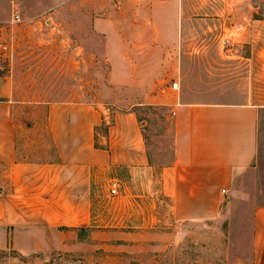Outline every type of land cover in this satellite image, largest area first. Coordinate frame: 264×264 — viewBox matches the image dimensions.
Masks as SVG:
<instances>
[{
  "label": "crops",
  "instance_id": "crops-1",
  "mask_svg": "<svg viewBox=\"0 0 264 264\" xmlns=\"http://www.w3.org/2000/svg\"><path fill=\"white\" fill-rule=\"evenodd\" d=\"M16 1L0 0L1 244L8 235L14 246L46 244L53 231L66 237L65 228L87 225L93 183L106 171L144 186L156 171L161 203L179 222L217 219L251 195L239 182L264 155V44L250 40L242 75L221 81L218 89L190 92L177 77L185 47L179 0H141L147 9L140 16L145 60L135 69L148 73L140 81L130 73L127 82H137L147 95L127 109L98 100H53L21 91L3 39L15 24ZM146 106L164 108L171 122L169 161L151 162ZM249 239L245 264H264V204L252 209Z\"/></svg>",
  "mask_w": 264,
  "mask_h": 264
},
{
  "label": "rangeland",
  "instance_id": "rangeland-1",
  "mask_svg": "<svg viewBox=\"0 0 264 264\" xmlns=\"http://www.w3.org/2000/svg\"><path fill=\"white\" fill-rule=\"evenodd\" d=\"M16 3L21 20L8 27L3 39L13 52L23 93L53 100H98L118 109L135 106L146 94L137 82H127L130 73L139 81L148 73L143 67L135 69L145 60L141 39L146 31L140 16L147 9L141 0ZM178 11L185 47L177 77L179 87L190 92L218 89L221 81L242 75L250 40L264 44V0H179ZM150 56L156 60L159 53ZM144 112L152 121L151 162L171 160L172 129L166 111L146 106ZM113 177L122 183L117 195L110 193ZM124 177L120 171L101 174L92 187V219L65 228L66 237L53 231L46 244L14 246L8 235L7 244L0 243V264L250 262L251 213L264 204V155L239 182L251 195L206 222L174 219L169 205L161 203L156 171L149 173L146 186Z\"/></svg>",
  "mask_w": 264,
  "mask_h": 264
},
{
  "label": "built area",
  "instance_id": "built-area-1",
  "mask_svg": "<svg viewBox=\"0 0 264 264\" xmlns=\"http://www.w3.org/2000/svg\"><path fill=\"white\" fill-rule=\"evenodd\" d=\"M20 20H21V15L19 14L18 11L15 10L13 13V18H12L11 22L12 23H18ZM225 42L226 43L230 42V38H227L225 40ZM177 85H178L177 82H175L173 84L174 87H177ZM121 184L122 183H121L119 178L114 177L111 179V181H110V193H111V195H117L119 193V190L121 188Z\"/></svg>",
  "mask_w": 264,
  "mask_h": 264
}]
</instances>
